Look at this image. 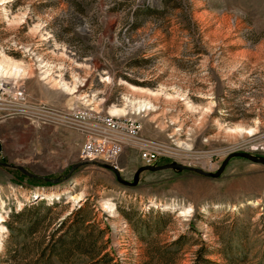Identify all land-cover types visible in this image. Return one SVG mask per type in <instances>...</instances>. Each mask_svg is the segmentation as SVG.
<instances>
[{"label": "rangeland", "instance_id": "obj_1", "mask_svg": "<svg viewBox=\"0 0 264 264\" xmlns=\"http://www.w3.org/2000/svg\"><path fill=\"white\" fill-rule=\"evenodd\" d=\"M0 66V80L53 112L78 100L138 116L188 168L124 186L80 160L72 130L0 116V264H264V163L233 159L216 179L192 171L236 152L264 158V0H0ZM139 167L132 149L117 161L127 182ZM33 200L61 207L23 237L11 213ZM85 204L92 227L80 233L94 243L65 257L59 225Z\"/></svg>", "mask_w": 264, "mask_h": 264}, {"label": "built area", "instance_id": "obj_2", "mask_svg": "<svg viewBox=\"0 0 264 264\" xmlns=\"http://www.w3.org/2000/svg\"><path fill=\"white\" fill-rule=\"evenodd\" d=\"M0 116L22 117L35 127L54 125L72 130L82 141L79 151L82 161H98L117 169L119 157L126 149H132L142 166H155L163 158L182 166L186 164L184 155L172 157L164 144L145 138L138 116H128V122L114 123V116L103 115L102 109L78 100L61 112H53L42 102H31L23 83L0 84Z\"/></svg>", "mask_w": 264, "mask_h": 264}, {"label": "trees", "instance_id": "obj_3", "mask_svg": "<svg viewBox=\"0 0 264 264\" xmlns=\"http://www.w3.org/2000/svg\"><path fill=\"white\" fill-rule=\"evenodd\" d=\"M233 159H241V158H233ZM231 159V160H233ZM230 160V161H231ZM229 161V162H230ZM164 163H170L169 161H165ZM160 164V163H158ZM156 163V165H158ZM143 173V172H142ZM141 174V173H140ZM22 179V178H21ZM28 181H32L34 179H28ZM36 180V179H35ZM19 182L21 180L19 179ZM40 185L44 186H52L53 181H48L43 179L40 181ZM61 204L59 203H51L48 204L45 200L42 201H32L29 204L25 205L19 212L11 213V220L17 221L20 223L21 235L23 237H29L31 234L36 233L39 230L43 232L58 218V214L53 213L55 210L60 208ZM93 211L91 208L85 204L84 206L81 205L77 210L70 213L69 216L63 219L62 223H60V228H66V232L63 238L60 240L55 241L54 244L58 242V246L62 253H64L65 257L67 255L72 254L73 252H80V253H88V248L93 245V238L90 234H82L80 233L84 229L91 228L92 216ZM162 218V214L160 215ZM8 229H12L9 223L6 224ZM149 230L148 227L144 226ZM101 233V232H100ZM103 235V233H102ZM38 250L40 249V253L47 251L48 245H45L44 248L42 244H38L35 246ZM40 254V255H41Z\"/></svg>", "mask_w": 264, "mask_h": 264}, {"label": "water", "instance_id": "obj_4", "mask_svg": "<svg viewBox=\"0 0 264 264\" xmlns=\"http://www.w3.org/2000/svg\"><path fill=\"white\" fill-rule=\"evenodd\" d=\"M2 152V145L0 143V153ZM233 158H241V159H245V160H248L252 163H264V158H261V157H255L249 153H246V152H236V153H231L229 154L225 160L222 162L221 166L219 167V169L214 172V173H204L202 172L201 170H198V169H192V171H194L195 173H197L198 175H202V176H206V177H209V178H213V179H216L218 178L222 172L224 171L225 167L227 166V164L229 163V161ZM107 169L111 170L115 177H116V181L118 183H120L121 185H124V186H128V187H135L138 183V178H139V175L140 173L142 172H145V171H148V172H158V171H161V170H173V171H176V172H181V171H184V170H187L188 168L182 166V165H179L177 163H170L168 165H165V166H142V167H139L134 176H133V180L132 182H127L125 180H123L121 177H120V174H119V171L113 167H110V166H105ZM56 182H59V181H53V183H56ZM42 196L39 195L37 196L36 200H38L39 198H41Z\"/></svg>", "mask_w": 264, "mask_h": 264}, {"label": "bare ground", "instance_id": "obj_5", "mask_svg": "<svg viewBox=\"0 0 264 264\" xmlns=\"http://www.w3.org/2000/svg\"><path fill=\"white\" fill-rule=\"evenodd\" d=\"M0 71L3 73L5 71V69L0 66ZM9 83H11V82L10 81L0 80V84H9ZM113 114H115V113H113ZM122 122H128V119L127 120H125V119H123V120H121V119H114V123H122Z\"/></svg>", "mask_w": 264, "mask_h": 264}]
</instances>
